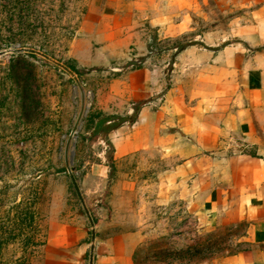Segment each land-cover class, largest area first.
Returning a JSON list of instances; mask_svg holds the SVG:
<instances>
[{"label":"rangeland","instance_id":"374dc122","mask_svg":"<svg viewBox=\"0 0 264 264\" xmlns=\"http://www.w3.org/2000/svg\"><path fill=\"white\" fill-rule=\"evenodd\" d=\"M100 1L0 0V264H47L62 225L88 233L90 257L103 225L137 264H223L237 232L163 186L159 153L117 162L108 131L93 138L120 61L95 40ZM199 1L200 31L224 29L220 0Z\"/></svg>","mask_w":264,"mask_h":264},{"label":"crops","instance_id":"0c3cea01","mask_svg":"<svg viewBox=\"0 0 264 264\" xmlns=\"http://www.w3.org/2000/svg\"><path fill=\"white\" fill-rule=\"evenodd\" d=\"M196 1H100L95 40L120 61L111 112L97 122L124 118L107 134L115 160L159 153L163 186L195 216L237 232L239 249L223 264H264V0H220L226 27L208 32ZM106 230L90 257L88 233L62 225L47 264H137L129 239Z\"/></svg>","mask_w":264,"mask_h":264},{"label":"trees","instance_id":"16d2710c","mask_svg":"<svg viewBox=\"0 0 264 264\" xmlns=\"http://www.w3.org/2000/svg\"><path fill=\"white\" fill-rule=\"evenodd\" d=\"M188 45H191V44L183 45L180 49H183V48L187 47ZM138 112H139V107L135 110V115L133 117V120L136 118V114H138ZM113 120H114V118H107V119H102V120H99L98 122H96L95 129H94V132H93L94 133L93 134V138L94 139L98 138L99 133H101L102 131H110V130L120 126V124H122L125 121V119H120V120L118 119L119 123H111L108 126L106 125L107 122H110V121H113ZM108 140L106 139V141H108ZM113 151H114V149H113ZM112 167L114 168V166H112Z\"/></svg>","mask_w":264,"mask_h":264},{"label":"water","instance_id":"95a60500","mask_svg":"<svg viewBox=\"0 0 264 264\" xmlns=\"http://www.w3.org/2000/svg\"><path fill=\"white\" fill-rule=\"evenodd\" d=\"M92 246L94 247V242H93V245H92ZM93 250H94V249H92V255H93ZM91 264H92V259H91Z\"/></svg>","mask_w":264,"mask_h":264}]
</instances>
